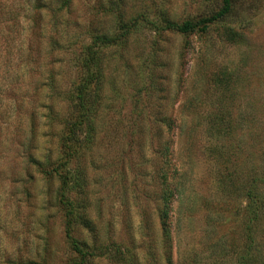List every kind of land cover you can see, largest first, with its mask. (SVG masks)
<instances>
[{"label": "rangeland", "instance_id": "1", "mask_svg": "<svg viewBox=\"0 0 264 264\" xmlns=\"http://www.w3.org/2000/svg\"><path fill=\"white\" fill-rule=\"evenodd\" d=\"M220 6L0 0V264H234L264 156V0H237L206 34L159 29ZM120 17L139 24L93 49L68 142L80 60L121 35ZM65 160L84 263L57 201Z\"/></svg>", "mask_w": 264, "mask_h": 264}, {"label": "trees", "instance_id": "2", "mask_svg": "<svg viewBox=\"0 0 264 264\" xmlns=\"http://www.w3.org/2000/svg\"><path fill=\"white\" fill-rule=\"evenodd\" d=\"M59 1V0H55ZM221 6L217 12L210 16L198 20H186L182 23H173L168 21L166 18H161L159 29L161 32H177L180 34H191L200 33L206 34L208 29L220 22L222 19L230 15L233 10L237 0H220ZM69 2V1H68ZM139 23L134 20L130 24H126L123 18H119V30L121 35L114 38H110L106 35H97L93 38L91 46H89V58L80 60V69H86L88 75L82 81L83 83L78 86L74 96V103L76 111L81 112L79 116H74L71 118L70 122L66 123L67 128V138L69 142H73L76 139L77 133L80 132L82 127L85 125V92L86 87L89 85L90 81L96 79L95 74L90 72L91 66H95V55L97 52L93 49L103 47L115 43L122 38L126 39L131 27H136ZM154 26L153 24H149ZM69 155V152L68 154ZM68 160L60 163L53 172L60 179V190L58 193L57 201L60 204L62 210L65 211V235L71 242V247L73 252L79 258L81 263H84L92 255L88 254L83 250V247L79 245L75 240H73L71 235V226L74 218L76 217V212L74 208V203H72L64 193L68 185L67 178L61 172L62 168L66 166ZM259 180L255 179L254 184H251L247 188L246 200L247 205L245 207V215L242 223V235L243 242L239 251L235 254L234 264H264V156L262 158V170L259 174ZM260 182V186L257 188V183ZM165 215V214H164Z\"/></svg>", "mask_w": 264, "mask_h": 264}]
</instances>
